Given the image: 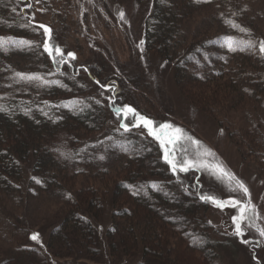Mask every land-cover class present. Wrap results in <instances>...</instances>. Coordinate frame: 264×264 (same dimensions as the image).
I'll list each match as a JSON object with an SVG mask.
<instances>
[{"label":"trees","instance_id":"1","mask_svg":"<svg viewBox=\"0 0 264 264\" xmlns=\"http://www.w3.org/2000/svg\"><path fill=\"white\" fill-rule=\"evenodd\" d=\"M31 2L27 8L22 0H0V38H4L0 40V262L188 264L183 258L188 254L194 261L190 264H221L214 237L218 228L208 217L211 202L200 196L227 199L223 190L216 191L225 184L217 181L216 188H210L205 168L173 174L159 142L142 126L125 132L121 121L135 120H125L115 109L128 105L157 128L168 123L182 129L183 138L174 147L177 159L187 156L209 164L214 161L202 153L210 146L196 128L187 127L196 119L190 117L185 125L170 116L171 108L179 116L190 108L200 120H213L203 123L204 130L217 126L240 153L251 154V161L263 166L264 54L259 43L264 41V24L253 22L245 0H143L141 58L119 60L102 31H98L102 41L87 31L71 35L73 0ZM116 2L120 0H102L106 23L111 19L114 24L104 25L107 28H116L120 19L110 10ZM200 8H205L207 22L191 27L189 19ZM41 10L48 20L37 15ZM81 20H87V14ZM56 23L66 27L60 37ZM79 23L76 30L82 29ZM40 24L52 30V56L44 50L46 37ZM82 32L86 48L79 46ZM229 43L235 51L229 50ZM55 47L62 56L56 55ZM148 56L150 64L156 62L162 72H171V94L157 92L156 101L163 109L166 106L163 111L151 112L140 105L137 91L152 92L143 69ZM201 57L206 64L197 67ZM17 73L38 79L29 81ZM226 89L234 98L230 106L224 104ZM234 110H240L241 117ZM173 134L161 133L165 139ZM118 149L125 151L115 165L94 169L89 165L96 153L118 156ZM214 159L215 165L219 163ZM25 178L33 195L54 187L64 190L39 229L32 228L31 213L21 209L19 218L9 206L10 197L21 196L17 190ZM34 233L40 243L31 240ZM23 251L40 258L29 262L20 254Z\"/></svg>","mask_w":264,"mask_h":264},{"label":"rangeland","instance_id":"2","mask_svg":"<svg viewBox=\"0 0 264 264\" xmlns=\"http://www.w3.org/2000/svg\"><path fill=\"white\" fill-rule=\"evenodd\" d=\"M132 1L134 2L129 4L128 0H120V3L116 2L115 4H111V9L107 5L108 8L112 12H114V14H119L118 16L120 17V19H116V28L112 27L114 24L111 19L108 23H111L112 26L107 28L104 25H108V23H106L108 21V13L104 11L102 0H73L75 5L74 9L71 8L69 11L71 13L70 24L72 25V28H74V32L72 31L71 35L73 37H76L78 36L79 30L83 32L87 31L86 33H88V36L94 37V39L99 40V38L101 37L98 31L100 30L102 31L103 37L111 45L113 44L112 47L115 50L117 58L119 60H126L130 57L134 60L138 59L137 57L141 58L138 49L140 47V37L143 27V21H141V9L143 0ZM244 3L248 8L247 10H251L249 13H252L254 15L253 22H260L264 24L263 1L245 0ZM126 6H128V8ZM121 12L124 13L123 19H121L120 16ZM86 14L87 20L82 21V16ZM37 15L43 20H48V14L44 12V10H41L40 13H37ZM99 15L102 16L100 17ZM53 16L56 17V14ZM78 20L80 21L79 24H81L80 26H82V29L79 27V29L76 30L74 26ZM202 20L204 22H207L205 8H200L194 13V16L189 19L190 26H196L197 28H200V23ZM86 24L89 26V28L86 26ZM56 27L59 37L62 36L66 27H62L58 23H56ZM83 32L80 33L79 36V46H83V48H86L88 44L84 42ZM69 39L73 40L72 37H70ZM100 41H102V38L100 39ZM149 54L150 53L148 52L147 55ZM147 59L148 61L144 62L146 64V67H143V69L145 70L144 75L146 79L152 84V92L147 93L146 91H143V94H141V91H137L140 97V105H146L149 110H151V112H155L157 110L163 111L166 106L164 105L163 109L162 106L156 101V98L159 97L158 93H166L168 95L171 94L172 91H168L169 88L170 90L172 89V83L170 80L171 72L168 69H165L164 72H162L163 70L160 69L162 67H160V65L157 66L156 62L155 64H150V61H153L150 56H148ZM205 64L206 59L201 57L196 66L201 67ZM223 96L225 98L224 104L229 106L230 104H234V98L232 99L233 94L231 90L226 89V91L223 93ZM171 109L170 113H172L173 115L170 116H172V118H174V120H176L177 122L186 125V122L189 123L190 120L196 119L193 121L194 127L191 124H187V127L192 130L196 128L194 130L195 133L200 136L202 134V139L207 145L210 146V149L208 151L211 152V155H203L207 157L208 160L214 161L210 162L209 165H215L216 160L214 159V157L218 159L220 165L227 173H230L232 177H235V179H238L245 184V186L249 189V196H244L243 193L237 189L234 179H230L227 175L213 174V172L208 169L209 175L206 176V180L207 182H209L208 184L210 185V188L215 189L216 182L221 181L223 185L225 184L224 189L216 188V191L223 190L222 193L227 195V199L220 198L221 200H240L244 203H247L249 200H251L252 204L255 205L257 213L259 215V218L255 219L254 227L250 226L249 222L242 223L243 236L237 237L233 234L234 225L232 223L231 217L234 215H238L239 208L226 207L221 210L210 203V207L208 208V217L214 219V225H216L218 228L214 233V237L218 242L217 248L221 251V253H219L220 261H222L221 264H264V238L260 237V235L256 231L257 228H264V165L259 166L257 162L251 161V154H245L242 152L240 153L238 151L239 148H237L233 144V142L224 135L222 131L217 130V126L212 124V127L208 126V128L204 130V128L202 127L203 123L205 124V121H213L212 119H204L205 121H203L202 119L200 120L199 118H197V112H191V110H189L190 108L185 110V114L183 115L184 117L179 116L173 108ZM234 111L239 117H241L240 110ZM186 113L189 119L186 117ZM190 117H192V119ZM58 151L62 152L60 150ZM124 151L125 150L118 149V156L115 155L114 152L100 151L96 153L95 156H92L89 165L92 166V169L97 168L100 165H115L120 161L119 157L123 155ZM101 156H103L104 159H100ZM262 158L264 159V156H262ZM216 163L219 164L218 162ZM26 179L27 178L23 179L19 190H17V193L21 194V196H17V199L10 197L9 206L12 211H15V215H19V218L21 217L18 211H20L21 209H23V213L26 212L28 215L29 213H31L33 215L31 217L34 222L30 224L32 228L39 229L40 224L44 222L42 221L43 219H45L46 223V215L52 212V210L57 207L55 202H59L62 196L60 192L64 190L54 187L51 192H42L38 193L37 195H33L31 192L27 191ZM30 187H33V185H30ZM229 193L232 196H234V193H237V195L236 197L232 198L228 196ZM57 197L60 199H58ZM37 203L38 207L34 205H37ZM34 208H37V212L36 210L34 211ZM106 217H109V212L108 216L106 215ZM5 222L6 221L4 220L3 223ZM22 233L23 232L20 231V234ZM99 235H102L101 231L99 232ZM244 240H247L248 243H244ZM25 242L26 240L21 241V243ZM40 247L43 248L42 244H40ZM180 251L178 252V255L180 254ZM43 252L45 253V250H43ZM21 253L29 262H33L34 260L40 258V256L32 255L25 251L20 252V254ZM37 254L42 253L38 252ZM23 255H18V257H21ZM2 257L3 256L0 255V259ZM183 258L187 259L186 261L188 262V264L194 263L193 260H190L192 259V257L188 254H183ZM173 259H176V257H174ZM0 264H3V262L1 261ZM14 264L28 263L16 262ZM163 264H165V262H163Z\"/></svg>","mask_w":264,"mask_h":264},{"label":"snow or ice","instance_id":"3","mask_svg":"<svg viewBox=\"0 0 264 264\" xmlns=\"http://www.w3.org/2000/svg\"><path fill=\"white\" fill-rule=\"evenodd\" d=\"M39 0H37V3ZM22 3L25 7L31 8L32 2L31 0H22ZM121 19L124 18V13H120ZM235 26V25H234ZM39 28L43 29V34L46 37L43 42V47L45 52L49 54V56H52V50L50 49V40H51V29L48 26H45L43 24L39 25ZM4 38H0V40H3ZM21 43H26L24 41H21ZM143 41H141V44ZM228 48L230 51H235L232 44H228ZM259 51L260 53L264 54V41H260L259 43ZM55 53L58 56H62L61 49L59 47H55ZM72 59H75V55L71 52L67 54ZM55 62V61H54ZM18 76H20L22 79H27L31 81L32 79H38L37 77H24L23 74L17 73ZM99 83V81H97ZM106 90H111V87L109 85H102ZM103 94V93H102ZM99 103V101H97ZM3 109H0L2 111ZM115 112L117 115L123 114L124 119L127 120L131 117V119L135 120V123L129 124L124 123L121 121L120 127L124 129L125 132H128L131 127H143L147 130V133L149 136L153 137L155 140H157L160 144L161 149H163L164 152V160L165 162L170 166L171 171L173 174H176L177 171L179 172H188L190 169L193 168H205L210 169L213 174H220V175H227L230 179L235 180V184L237 186V189L243 193L244 196H249V189L245 186V184L235 179V177H232L230 173H227L224 168L219 165H209L205 163L203 160L197 158V159H189L187 156L181 161L177 159V157L174 154V147L176 145H179L180 141L183 138V130L180 128H174L172 124L164 123L160 124L157 127L154 126V121L151 119L146 118L143 115H140L135 111L134 108L125 105L123 108H116ZM163 130H171L174 134L167 139L163 138L161 133ZM193 144H199L200 142L197 140H192ZM169 145H173V149L169 148ZM182 151L186 152V150L182 149ZM203 155H211L210 151H205ZM100 159H104L103 156L100 157ZM39 183V181H37ZM153 188H155V185H153ZM200 199L202 201L211 202L215 207L223 210L226 207H233V208H239L238 215H234L231 217L232 223L234 225V232L233 234L237 237L243 236V230H242V223L249 222L250 226H255V219L259 218V215L257 213L256 207L254 204H252L251 200H249L247 203H244L240 200H221L217 199L216 197L212 195H201ZM256 231L260 235V237L264 238V228H257ZM31 240L40 243L39 240V234L34 233L31 235ZM244 243H248L247 240L243 241Z\"/></svg>","mask_w":264,"mask_h":264}]
</instances>
